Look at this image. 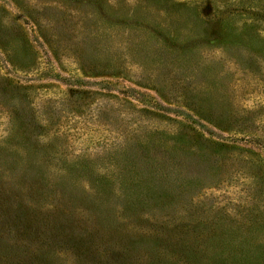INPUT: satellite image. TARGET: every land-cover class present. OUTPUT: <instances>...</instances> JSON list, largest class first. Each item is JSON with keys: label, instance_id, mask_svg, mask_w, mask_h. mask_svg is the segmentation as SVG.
<instances>
[{"label": "rangeland", "instance_id": "rangeland-1", "mask_svg": "<svg viewBox=\"0 0 264 264\" xmlns=\"http://www.w3.org/2000/svg\"><path fill=\"white\" fill-rule=\"evenodd\" d=\"M232 232L264 264V0H0V264H217Z\"/></svg>", "mask_w": 264, "mask_h": 264}, {"label": "trees", "instance_id": "trees-1", "mask_svg": "<svg viewBox=\"0 0 264 264\" xmlns=\"http://www.w3.org/2000/svg\"><path fill=\"white\" fill-rule=\"evenodd\" d=\"M176 5L179 6V8H176V22L181 23L183 25L188 26H195L199 24H206L205 20H212L215 19V16L211 17L209 16H195L191 17L186 16L183 14V11H190V8L186 7L185 5H180V3L176 2ZM201 17V18H200ZM206 30V28H205ZM204 33V32H203ZM203 35V34H202ZM178 113H183L181 110H176ZM261 136L260 138H262ZM134 203V202H131ZM129 203L130 205L133 204ZM229 236V239H221L218 241V244H215L216 248L215 251H218L216 257L217 260L215 262L217 264H251L249 257L247 254L243 253V250L247 247H252L251 242L248 239V235L245 233H237L232 232L230 234H227ZM251 257H255L254 252H252V255H249ZM193 262L188 264H199L200 258L192 255ZM209 261V259H207Z\"/></svg>", "mask_w": 264, "mask_h": 264}]
</instances>
